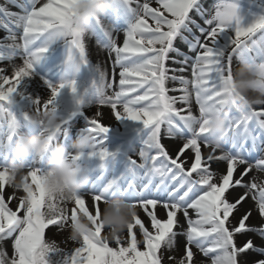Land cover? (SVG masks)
Wrapping results in <instances>:
<instances>
[{
    "label": "snow or ice",
    "instance_id": "6c2138e0",
    "mask_svg": "<svg viewBox=\"0 0 264 264\" xmlns=\"http://www.w3.org/2000/svg\"><path fill=\"white\" fill-rule=\"evenodd\" d=\"M93 2L0 3L5 33L0 38V155L5 159L21 119L27 122L41 108L57 112L62 90L77 92L75 79L58 85L44 81L51 96L41 102L26 97L22 86L58 40L69 47V70L88 65V29L75 18L81 4ZM125 3L134 19L122 43L109 36V67L92 70L85 93L96 98L97 111L84 129L95 146L76 158L98 161L89 168L96 174L68 202L48 191L46 169L26 166L27 183L19 191L10 184L8 163L0 165V264H264V179L253 175L264 177V106L240 109L231 89L238 64L264 75V14L245 25V0ZM257 7L264 10V4ZM21 100H29L31 110L21 111ZM103 108L110 118L147 131L133 156L118 160L119 150L105 147L111 128L103 122ZM225 112L227 137L211 139V117ZM68 135L69 120L60 118L49 144L67 141ZM116 196L139 214L124 237L112 242L99 218L103 205ZM80 214L92 222L94 233L76 242L66 229ZM61 244L73 250L65 252Z\"/></svg>",
    "mask_w": 264,
    "mask_h": 264
},
{
    "label": "clouds",
    "instance_id": "9594fccd",
    "mask_svg": "<svg viewBox=\"0 0 264 264\" xmlns=\"http://www.w3.org/2000/svg\"><path fill=\"white\" fill-rule=\"evenodd\" d=\"M108 0H94L93 3H83L79 6L76 23L89 29L92 21L105 14ZM233 98L240 109H251L264 106V75H261L252 65L238 64L233 72L231 82ZM30 128L36 130L29 133H20L11 148L8 162L10 184L14 189L22 191L27 183L25 177L28 169L25 161L32 157L44 155L46 157L48 191L58 199L71 202L74 197L82 193L91 179L89 164L77 159L81 154L93 150L95 140L92 134L79 130L77 137L70 144L57 142L49 144L48 137L60 124V116L52 109L34 110L27 121ZM211 139L223 140L228 135L227 113L215 114L208 124ZM138 209L119 196L110 198L100 213V223L106 239L114 242L116 237L121 239L134 223ZM71 240L79 242L85 235L94 233L92 222L83 214L70 223L66 229Z\"/></svg>",
    "mask_w": 264,
    "mask_h": 264
},
{
    "label": "bare ground",
    "instance_id": "6f19581e",
    "mask_svg": "<svg viewBox=\"0 0 264 264\" xmlns=\"http://www.w3.org/2000/svg\"><path fill=\"white\" fill-rule=\"evenodd\" d=\"M112 1L113 3L111 2L108 4V8L104 14L108 18L107 24H103L98 16L100 23L97 24L96 19H94L88 29V37L86 38L90 51L88 65H81L79 72L69 70V66L66 63L69 56V47L65 43L59 45L60 41H56L51 45L48 53L45 54L40 63L35 66L34 76L22 86L23 94L26 97L39 99L41 102H45L50 98L51 91L44 81H48L53 85H58L65 80L75 79L77 82V92L73 94L69 89L65 88L57 97L56 106L58 115L60 118L68 119L69 121L73 113L81 112L83 115L89 116L90 118L95 116L97 111L96 98L91 93L85 94L95 76L92 70L99 66V64L101 67H109L110 62L107 53L110 43L109 36L122 43L129 29V24H131L130 22L134 19L133 11L130 9V6L125 3V0ZM212 2H217V0H212ZM257 4H261L259 0H253L251 4L245 0L243 4L245 25L251 22L254 16L264 14V10L257 7ZM100 30H102V32ZM105 33H108V36H106ZM3 35H5V33L0 30V38H2ZM259 62V58H257V63ZM0 66H3V62H0ZM81 100L82 103H80ZM19 106L21 111H28L32 108V104L29 100L19 101ZM256 108L259 110L260 106ZM101 111L105 114L103 122L111 128V131L105 138V147L112 152L119 150L118 160H123L125 154L129 157L133 156L135 152L141 148L142 142L138 147L131 146L132 135L138 132L142 126L131 121H116L114 118H110L108 115L110 110L107 108H103ZM20 125V133L31 134L36 131L30 128L23 119H21ZM86 127L78 125L72 126L69 122L68 139L67 141L61 140L60 142L70 144L76 139L78 131L84 130ZM117 140H122V142L120 144H115ZM164 142L172 143V141L168 140ZM202 151L207 152V149H203ZM10 155L11 154H8L7 159H5L3 155H0V165L4 164L6 162L5 160L8 161ZM133 158L137 157L134 156ZM87 163L90 167H95L98 161L93 160ZM45 164L46 157H44L42 161L39 157H32L25 161L26 166H39L42 169H46ZM95 174L96 173H92L91 175L94 176ZM253 175L264 179V177H261L258 173H253ZM245 206L248 207L250 205ZM140 214L143 216L142 212ZM159 215L163 217L164 213L161 211ZM252 223H257V220L253 218ZM65 235H67V233H65ZM61 247L64 248L65 252L73 250V246L70 244L67 246L61 244ZM8 250L11 252L10 248ZM175 255L179 257L180 253L176 252Z\"/></svg>",
    "mask_w": 264,
    "mask_h": 264
},
{
    "label": "rangeland",
    "instance_id": "374dc122",
    "mask_svg": "<svg viewBox=\"0 0 264 264\" xmlns=\"http://www.w3.org/2000/svg\"><path fill=\"white\" fill-rule=\"evenodd\" d=\"M260 1V3L261 4H264V0H259ZM3 2V0H0V3H2ZM113 3V1L112 0H108V4H110V3ZM100 17V20H101V22H103V24L104 23H106L107 24V22H108V18L105 16V15H102V16H99ZM131 23V22H130ZM129 26H130V24H129ZM101 32H102V30H100ZM64 42H61L60 41V43H59V45H61V44H63ZM90 117L89 116H86V115H83L81 112L80 113H76L75 115H72L71 116V119H70V123H71V125L72 126H75V125H78V126H87L88 125V123H87V121H88V119H89ZM76 134V133H75ZM74 135V134H73ZM147 135V131H144V130H140V131H138V132H136V133H134L133 135H132V140H131V146H135V147H138L139 146V144L142 142V139H144V137ZM122 142V140H117L116 142H115V144H120ZM127 148V147H126ZM6 162L5 163H8L9 162V160L7 161V160H5ZM1 162V161H0ZM2 163H4V162H2ZM4 163V164H5Z\"/></svg>",
    "mask_w": 264,
    "mask_h": 264
}]
</instances>
